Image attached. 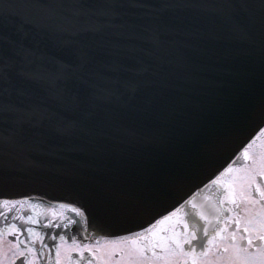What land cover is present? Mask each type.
Segmentation results:
<instances>
[{"label": "water", "instance_id": "95a60500", "mask_svg": "<svg viewBox=\"0 0 264 264\" xmlns=\"http://www.w3.org/2000/svg\"><path fill=\"white\" fill-rule=\"evenodd\" d=\"M263 123L264 0H0L1 194L75 204L99 237L195 188L209 214Z\"/></svg>", "mask_w": 264, "mask_h": 264}, {"label": "snow or ice", "instance_id": "6c2138e0", "mask_svg": "<svg viewBox=\"0 0 264 264\" xmlns=\"http://www.w3.org/2000/svg\"><path fill=\"white\" fill-rule=\"evenodd\" d=\"M257 140L261 142L257 144ZM211 183L217 186L219 193L218 200L210 205L215 216L210 217L204 211L205 206L195 202L193 194L179 207L155 219L142 232L134 233L127 258L122 257L123 264H264V127H260L256 136L243 148L238 166L229 164ZM31 199H0V209L6 210H0V218H3L0 222L4 224V227H0V239L6 235L15 237L12 259L8 264H36V260L43 256V249L49 248L51 253L53 246L55 264H65V261L66 264H74L73 253L83 257L85 252L91 255L85 264H94V261L110 264V261L97 256L99 245L95 248L89 244L81 246L76 236L67 237L61 231L79 224L81 220L85 221L83 227L87 231L85 211L73 205L60 204L59 208L64 211H56L53 206L42 212L38 204L30 202ZM209 199L204 197L205 201ZM242 204L259 205V211L251 213V209L245 207V213L250 214L241 217L238 210ZM24 205L29 206L33 215L13 216V222L9 223L6 216L13 209L19 211L17 206L22 208ZM189 205L191 211H185ZM225 205L229 207L225 208ZM65 211L73 213L80 220L66 216ZM225 212L234 215H222ZM41 215L45 221L43 229L60 233L47 237L53 242L52 245L45 243V234L36 228L21 227L14 222L20 220L22 224L37 225L40 224L37 217ZM192 217L202 222V232ZM213 219L216 224L209 231ZM25 232L26 239H21V234ZM37 239L41 242L39 251L33 246ZM69 239L71 245L68 244ZM62 252L64 260L61 259ZM0 264H5L2 258ZM117 264H121V261Z\"/></svg>", "mask_w": 264, "mask_h": 264}, {"label": "flooded vegetation", "instance_id": "af4514ba", "mask_svg": "<svg viewBox=\"0 0 264 264\" xmlns=\"http://www.w3.org/2000/svg\"><path fill=\"white\" fill-rule=\"evenodd\" d=\"M261 142V140H257V144H259ZM234 167L238 166L237 164H233ZM33 204H38L40 206V211L43 212V207H42V203L39 201H30ZM229 207L228 205H225V208ZM248 207L249 209H251V213H256L259 211V205H241L239 211V214L241 215V217H245L247 215H249L250 213H245L244 208ZM42 209V210H41ZM186 211V209H185ZM28 215H33L32 210L29 208H27L26 213L24 214V216H28ZM216 215V213H215ZM222 215H234V213H222ZM38 220H40V224L37 225H27V224H21V227H34L36 228L38 231H40L42 234H45L46 239H45V243L52 245L53 242L51 240H49L47 237L53 235V234H48L47 231L41 230V219H42V215L37 217ZM0 221H2V219H0ZM9 223H12L11 221H8ZM230 223V222H229ZM216 224V223H215ZM213 224V225H215ZM0 227H4V224L2 222H0ZM231 228H234V225L230 224ZM209 231H211V229H209ZM71 236H76L77 237V241L78 243L83 246L84 244H89L91 246H93L94 248L98 245L99 242L103 241V237H97V236H87L85 234H82V239L77 235V234H71ZM70 236V237H71ZM27 237V233H22L21 234V239H26ZM105 240V239H104ZM11 241V243H10ZM107 241H112L114 242V244L116 243L117 245L124 243V245L122 244V248L125 246H128V248L125 249H130L132 247L131 245V240H122V239H114V240H107ZM144 241H141V243H143ZM15 243V237L12 236H4L2 239H0V258H2L5 262V264H8L9 261H11L12 259V244ZM40 241L37 239L34 241L33 246L39 251L40 250ZM68 244L71 245V239L68 240ZM126 244V245H125ZM101 247V246H100ZM97 250V256L101 257L104 260H108L110 261V264H117L118 261H121V264H123L122 262V257L124 259H126V255H123L121 253H123L122 248L121 249H116L113 250L109 255H106L105 258H103V256L105 255L103 252V247ZM7 249V250H4ZM124 249V248H123ZM49 255H51L52 259L49 260ZM6 256L8 257L7 261H6ZM33 258H35L34 254H33ZM55 258H56V254H55V250H54V246L52 248V251L50 253L49 248H44L43 249V256L40 257L38 260H36V264H55ZM61 259L64 260L65 257L63 255H61ZM91 259V255L87 252H85L83 257L78 256V254L73 253V260H74V264H85V262ZM113 261V262H112ZM66 264V261H65ZM94 264H98L97 261H94Z\"/></svg>", "mask_w": 264, "mask_h": 264}, {"label": "bare ground", "instance_id": "6f19581e", "mask_svg": "<svg viewBox=\"0 0 264 264\" xmlns=\"http://www.w3.org/2000/svg\"><path fill=\"white\" fill-rule=\"evenodd\" d=\"M239 152V151H238ZM231 164V163H230ZM219 175H220V173H219ZM214 176H218V175H214ZM213 177V176H212ZM208 178L206 181H207V183H211V181L213 180V178ZM206 181H204V183H206ZM203 184V183H202ZM198 190V188H195L194 190H192V193H195L196 191ZM198 192V191H197ZM213 195H214V200L216 199V194L215 193H213ZM18 197H20V196H18ZM0 198H6V199H13V198H16V197H14V196H9V195H7V194H1L0 193ZM26 208V205H24L22 208H18L19 210H24ZM212 209L210 208L209 209V211H211ZM204 211L207 213V209H206V207H204ZM158 218H160V216H158V217H156L155 219H158ZM155 219H153L152 220V223L151 224H153L154 222H155ZM195 223L197 224V226H198V230H200L201 232H202V228H200V225L202 224V222L201 221H199L198 220V218H196L195 217ZM84 223H85V221L84 220H82V227H83V225H84ZM212 226H209V228H211ZM84 228V227H83ZM143 229H145L144 227H139V228H137V229H134V230H130V231H127L126 233H120V234H116V235H113V234H109L108 236H105V235H102V236H100V237H103V240L105 239V240H114V239H122V240H131V239H134L135 237H134V233H137V232H142L143 231ZM87 234H88V236L89 235H91L90 234V231H89V228H88V225H87V232H86ZM99 237V238H100Z\"/></svg>", "mask_w": 264, "mask_h": 264}, {"label": "rangeland", "instance_id": "374dc122", "mask_svg": "<svg viewBox=\"0 0 264 264\" xmlns=\"http://www.w3.org/2000/svg\"><path fill=\"white\" fill-rule=\"evenodd\" d=\"M124 245V243H122ZM122 244H119L117 245L116 243L114 244V242L112 241H107V240H103L101 242L98 243L99 246H101L100 248L103 249V252H104V256L103 258L106 257V255H109L113 250H116V249H121L122 248ZM126 245V244H125ZM124 248V249H123ZM122 250H123V255H126L128 250L129 249H125V248H128V246H125L123 247ZM4 250H7V249H4ZM8 257L6 256V261H7ZM113 262V261H112ZM114 264V263H113Z\"/></svg>", "mask_w": 264, "mask_h": 264}]
</instances>
